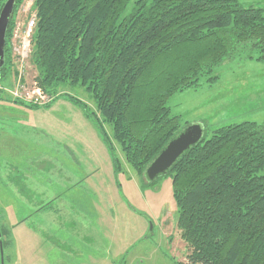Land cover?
Here are the masks:
<instances>
[{
    "label": "trees",
    "instance_id": "obj_1",
    "mask_svg": "<svg viewBox=\"0 0 264 264\" xmlns=\"http://www.w3.org/2000/svg\"><path fill=\"white\" fill-rule=\"evenodd\" d=\"M7 1L0 0V13ZM24 1L15 0L7 30L0 103L38 110L68 96L95 121L116 170L124 168L106 124L148 187L161 178L147 182L146 170L182 132L168 100L198 87L202 77L217 79L216 69L239 47L264 52V9L238 0H34V80L54 98L36 105L2 89L18 73L11 39ZM77 88L91 96L96 111L66 94ZM166 175L173 181L188 264H264V126L244 122L218 129Z\"/></svg>",
    "mask_w": 264,
    "mask_h": 264
},
{
    "label": "rangeland",
    "instance_id": "obj_2",
    "mask_svg": "<svg viewBox=\"0 0 264 264\" xmlns=\"http://www.w3.org/2000/svg\"><path fill=\"white\" fill-rule=\"evenodd\" d=\"M238 1L264 9V0ZM33 3L20 6L15 26L30 21ZM262 58L260 49L241 46L216 69L217 79L202 77L198 87L172 96L167 105L180 117L182 131L200 125L208 140L229 125L264 126ZM25 68L22 79L33 92L37 70L31 59ZM14 71L20 73L15 62ZM16 74L4 81L11 87L2 86L13 100ZM66 94L96 111L84 89ZM105 130L123 170H116L95 121L68 96L38 110L0 103V264H188L172 178L165 175L153 187L143 184L114 142L112 127L106 124ZM57 190V198L44 200ZM113 244L122 250L119 256Z\"/></svg>",
    "mask_w": 264,
    "mask_h": 264
},
{
    "label": "water",
    "instance_id": "obj_3",
    "mask_svg": "<svg viewBox=\"0 0 264 264\" xmlns=\"http://www.w3.org/2000/svg\"><path fill=\"white\" fill-rule=\"evenodd\" d=\"M14 8L15 0H8L0 14V70L5 63L6 36ZM203 132L202 126L193 125L176 136L146 170L147 182L153 183L165 176L183 154L203 140ZM152 232L153 229L150 230L149 235Z\"/></svg>",
    "mask_w": 264,
    "mask_h": 264
},
{
    "label": "built area",
    "instance_id": "obj_4",
    "mask_svg": "<svg viewBox=\"0 0 264 264\" xmlns=\"http://www.w3.org/2000/svg\"><path fill=\"white\" fill-rule=\"evenodd\" d=\"M37 24V15L36 13L33 14L32 18L26 25L23 27L15 26L13 36L11 39V48H12V55L15 64L20 69V73L18 72V76L16 77L19 79L18 86L14 93H11L15 99H20L22 101L33 103L36 105L45 106L52 102V98L47 96L43 93V91L37 86L36 82L33 83L35 89L33 92H30L26 86V83L23 82L22 77L27 66L29 60L33 54V39L35 28ZM19 61L20 63H16Z\"/></svg>",
    "mask_w": 264,
    "mask_h": 264
},
{
    "label": "crops",
    "instance_id": "obj_5",
    "mask_svg": "<svg viewBox=\"0 0 264 264\" xmlns=\"http://www.w3.org/2000/svg\"><path fill=\"white\" fill-rule=\"evenodd\" d=\"M67 101V100H66ZM66 101H64V106H66V105H70L69 103H67ZM56 103V102H55ZM7 106H10V105H7ZM12 106H14V105H12ZM33 129H34V131L35 132H38V133H41V134H44L43 133V131H41L39 128H36V127H33ZM76 181H75V186L74 187H77V189H79V185H78V183H79V180H78V178H76L75 179ZM62 183H65V181H63L62 180ZM58 191L59 190H57L56 192H53V191H49L48 192V194H45V197H44V200H48V199H52V198H57L58 197V194H56V193H58ZM73 190H67V193L69 194V193H71ZM48 206V204L46 205V206H44V207H47ZM44 207H41L40 208V210L41 211H43V210H45V208ZM40 210H38V211H40ZM38 211H35L34 213H32L31 215H29V216H26V219L28 218L29 220L31 219V218H33L34 216H35V213L36 212H38ZM40 211V212H41ZM24 221H26V220H22V222H24ZM146 237V234H143V239ZM114 246H116L117 247V245H115V244H113ZM117 251H118V254H117V256H119L120 255V253L122 252V250L120 249V248H118L117 247ZM116 256V257H117Z\"/></svg>",
    "mask_w": 264,
    "mask_h": 264
},
{
    "label": "flooded vegetation",
    "instance_id": "obj_6",
    "mask_svg": "<svg viewBox=\"0 0 264 264\" xmlns=\"http://www.w3.org/2000/svg\"><path fill=\"white\" fill-rule=\"evenodd\" d=\"M7 3V2H6ZM5 3V4H6ZM5 6V5H4ZM4 8V7H3ZM3 10V9H2ZM2 12V11H1ZM1 14V13H0ZM6 46H7V41H6ZM5 49H6V47H5ZM13 63H14V60H13ZM5 68V63H4V65H3V67L1 68V70H0V73H1V71L3 70Z\"/></svg>",
    "mask_w": 264,
    "mask_h": 264
}]
</instances>
